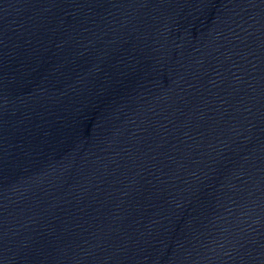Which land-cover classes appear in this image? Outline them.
<instances>
[{
    "label": "water",
    "instance_id": "95a60500",
    "mask_svg": "<svg viewBox=\"0 0 264 264\" xmlns=\"http://www.w3.org/2000/svg\"><path fill=\"white\" fill-rule=\"evenodd\" d=\"M0 264H264V0H0Z\"/></svg>",
    "mask_w": 264,
    "mask_h": 264
}]
</instances>
